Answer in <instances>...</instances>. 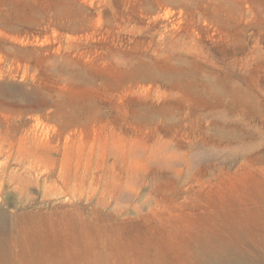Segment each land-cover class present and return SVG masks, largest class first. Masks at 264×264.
<instances>
[{
    "label": "rangeland",
    "instance_id": "1",
    "mask_svg": "<svg viewBox=\"0 0 264 264\" xmlns=\"http://www.w3.org/2000/svg\"><path fill=\"white\" fill-rule=\"evenodd\" d=\"M1 175L0 264H264V0H0Z\"/></svg>",
    "mask_w": 264,
    "mask_h": 264
},
{
    "label": "bare ground",
    "instance_id": "2",
    "mask_svg": "<svg viewBox=\"0 0 264 264\" xmlns=\"http://www.w3.org/2000/svg\"><path fill=\"white\" fill-rule=\"evenodd\" d=\"M39 123V121H38ZM36 127V125H35ZM33 128V127H32ZM34 129V128H33ZM36 129V128H35ZM47 137V135H46ZM45 137V139H46ZM48 141V138H47ZM3 181H4V176H0V195L2 193V186H3ZM33 220V219H32ZM22 221V220H21ZM27 225V224H26ZM5 224L3 222L0 221V230L5 229ZM7 228V227H6ZM1 233V231H0ZM3 235V234H2ZM12 241V240H11ZM16 244V243H15ZM209 247V246H206ZM217 250H213V248L211 249V247L208 248L207 251H205L202 255H201V263L202 264H254V262L249 261L247 259L241 258V257H237L235 255H231L230 252L226 251V250H222L224 249L223 247H219L216 248ZM221 249V250H220ZM4 250V249H3ZM3 254V253H2ZM5 254V253H4ZM3 254V255H4ZM3 255H1L0 257H2ZM8 256V255H6ZM17 256V255H16ZM19 257V256H18ZM8 258V257H7ZM13 258V257H12ZM2 260V258H1ZM12 261V260H11ZM5 263V262H4ZM3 263V264H4Z\"/></svg>",
    "mask_w": 264,
    "mask_h": 264
}]
</instances>
